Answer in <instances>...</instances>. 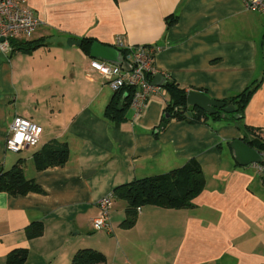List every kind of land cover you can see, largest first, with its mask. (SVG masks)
I'll use <instances>...</instances> for the list:
<instances>
[{
    "label": "crops",
    "instance_id": "obj_1",
    "mask_svg": "<svg viewBox=\"0 0 264 264\" xmlns=\"http://www.w3.org/2000/svg\"><path fill=\"white\" fill-rule=\"evenodd\" d=\"M27 3L43 23L30 39H13L10 56H0V161L10 163L5 143L16 116L41 126L40 142L23 150L34 169L28 176L23 167L43 192L0 191V264L15 248L28 249L25 264H69L83 248L103 252L106 264H264V174L256 163L237 162L231 146L241 139L259 150L262 143L264 14L243 0ZM84 38L161 48L152 80L160 73L165 81L140 113L129 108L121 122L105 116L115 91L90 67V53L79 46ZM167 82L216 100L252 82L259 87L240 118L222 112L195 121L167 116ZM64 144L66 165L36 168L35 152ZM192 158L205 176L192 207L146 205L124 228L127 202L115 198L111 230L94 227L98 201L117 186ZM34 221L44 223V233L29 239Z\"/></svg>",
    "mask_w": 264,
    "mask_h": 264
},
{
    "label": "trees",
    "instance_id": "obj_2",
    "mask_svg": "<svg viewBox=\"0 0 264 264\" xmlns=\"http://www.w3.org/2000/svg\"><path fill=\"white\" fill-rule=\"evenodd\" d=\"M176 18L170 17L169 24ZM95 42L93 39L84 38L79 42V46L87 54L90 53L91 46ZM39 47L33 45L27 51ZM122 54L126 51L121 49ZM259 84L252 82L242 92L222 101L233 103L236 112L242 113L251 96L258 89ZM165 89L170 93L172 105L167 108V115L180 120H203L204 117L211 116L198 107H192L187 101V92L174 82H167ZM127 91V92H126ZM130 88H124L115 92L111 102L108 104L105 116L112 121L121 122L127 116L130 108ZM220 111L213 114L214 117L221 116ZM165 122H167L165 120ZM254 146L255 144L251 142ZM259 150L264 149V143L256 144ZM69 149L67 144L56 149L43 148L34 153L33 158L38 170L47 169L54 166H64L68 161ZM23 159H19L10 169H3L0 163V191H6L13 195H22L28 192H43V189L33 178H27ZM205 188V176L203 168L196 158H192L182 166L162 174L152 175L131 182L121 184L113 190L114 198L123 199L127 202V217L121 224L124 228H131L135 224L138 209L146 205H154L165 208H189L194 205V199ZM44 223L34 221L26 228L29 239L37 238L44 233ZM27 248H15L10 251L5 264H25L28 257ZM106 255L94 248L79 249L69 264H106Z\"/></svg>",
    "mask_w": 264,
    "mask_h": 264
},
{
    "label": "built area",
    "instance_id": "obj_3",
    "mask_svg": "<svg viewBox=\"0 0 264 264\" xmlns=\"http://www.w3.org/2000/svg\"><path fill=\"white\" fill-rule=\"evenodd\" d=\"M243 2L247 8L264 14V0ZM42 23L43 20L35 15L27 0H0V56H10L14 50L13 39H30ZM116 48L126 51L123 55L131 64V70L93 58L90 60V67L99 72L115 92L130 88L129 106L138 114L146 106L150 96L160 89L153 84L152 79L158 72L155 58L161 48L157 45H132L122 42H118ZM259 135L264 143V130ZM41 137V126L26 117L16 116L9 127L6 149L14 152L23 151L36 146ZM260 152L262 161L255 166L260 174H264V149ZM114 199V194L109 193L98 201L100 215L92 220L97 230H111L110 208Z\"/></svg>",
    "mask_w": 264,
    "mask_h": 264
},
{
    "label": "water",
    "instance_id": "obj_4",
    "mask_svg": "<svg viewBox=\"0 0 264 264\" xmlns=\"http://www.w3.org/2000/svg\"><path fill=\"white\" fill-rule=\"evenodd\" d=\"M90 56L93 59H99L113 65L122 66L124 69L131 70L132 66L124 58L122 52L114 46L106 45L101 42H94L91 46ZM157 79L159 82H156ZM164 76L162 74H157L154 85L162 86V81ZM188 104L192 107H198L205 111L209 115L217 114L223 111L225 114H231L234 118H240V114L236 112V106L232 103L227 104V102L222 100H216L202 91L190 90L187 93ZM225 114L223 116H225ZM170 117V115H167ZM231 146L235 151V158L237 162L241 165H248L251 163H257L262 161L261 152L248 143L241 139H235L231 142Z\"/></svg>",
    "mask_w": 264,
    "mask_h": 264
},
{
    "label": "rangeland",
    "instance_id": "obj_5",
    "mask_svg": "<svg viewBox=\"0 0 264 264\" xmlns=\"http://www.w3.org/2000/svg\"><path fill=\"white\" fill-rule=\"evenodd\" d=\"M33 150H34V147L30 151H33ZM6 154H7V158L10 161V163L7 166H4V163H3L4 159H2V162L0 161V163H1L3 169H5V170L10 169L13 165L12 164L13 161H17L19 158L21 159V158L25 157L27 160V163L24 162V167H25V170L27 172V175L28 176L30 175L31 171L34 169L33 168L34 166L32 163L33 161L27 159L28 158L27 156H24V155H26L24 151H20V152L7 151ZM25 158H24V160H25Z\"/></svg>",
    "mask_w": 264,
    "mask_h": 264
}]
</instances>
